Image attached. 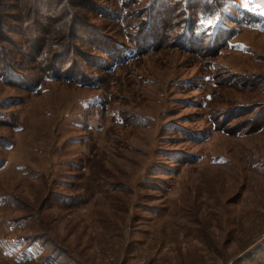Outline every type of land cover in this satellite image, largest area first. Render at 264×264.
<instances>
[{"label": "rangeland", "instance_id": "obj_1", "mask_svg": "<svg viewBox=\"0 0 264 264\" xmlns=\"http://www.w3.org/2000/svg\"><path fill=\"white\" fill-rule=\"evenodd\" d=\"M204 2L195 48L0 81V264H264V0Z\"/></svg>", "mask_w": 264, "mask_h": 264}, {"label": "trees", "instance_id": "obj_2", "mask_svg": "<svg viewBox=\"0 0 264 264\" xmlns=\"http://www.w3.org/2000/svg\"><path fill=\"white\" fill-rule=\"evenodd\" d=\"M114 1L110 5L97 2L94 5L93 0H17L18 6H13L14 3L0 0V81L24 87L21 84H27L28 80L32 93L41 90L44 80L93 87L100 81L99 76H94L95 69L114 73L154 50L160 41L171 48L196 47L190 33L207 6L205 0H146L145 3L116 0L117 5ZM211 1L221 7L218 0ZM138 3L141 9L133 7ZM85 4L88 9L95 6L99 17L119 24L125 38H119L116 31L108 36L98 28H91L87 14L79 7ZM14 9L18 11H9ZM177 16H180L178 24L173 25ZM228 18L236 22L231 16ZM177 25L179 28H174ZM15 34H19L17 40L11 37ZM75 37L82 38L89 46L79 47ZM73 50L77 51L76 57L70 60ZM29 68L36 69L38 74L33 75L27 71Z\"/></svg>", "mask_w": 264, "mask_h": 264}, {"label": "bare ground", "instance_id": "obj_3", "mask_svg": "<svg viewBox=\"0 0 264 264\" xmlns=\"http://www.w3.org/2000/svg\"><path fill=\"white\" fill-rule=\"evenodd\" d=\"M229 188H231V187H229Z\"/></svg>", "mask_w": 264, "mask_h": 264}]
</instances>
